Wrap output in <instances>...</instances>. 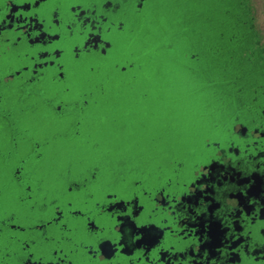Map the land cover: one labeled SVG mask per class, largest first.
<instances>
[{
    "label": "flooded vegetation",
    "instance_id": "flooded-vegetation-1",
    "mask_svg": "<svg viewBox=\"0 0 264 264\" xmlns=\"http://www.w3.org/2000/svg\"><path fill=\"white\" fill-rule=\"evenodd\" d=\"M153 1L0 0V264H264V78L177 152L147 144L142 110L116 135L126 157L85 172L98 159L63 146L88 119L63 112V81L128 44Z\"/></svg>",
    "mask_w": 264,
    "mask_h": 264
},
{
    "label": "trees",
    "instance_id": "trees-1",
    "mask_svg": "<svg viewBox=\"0 0 264 264\" xmlns=\"http://www.w3.org/2000/svg\"><path fill=\"white\" fill-rule=\"evenodd\" d=\"M228 1L236 17L234 26L242 32V36L230 35L225 39L232 49L230 58L236 70L233 71L232 63L226 65L224 48L210 44L203 25L206 24L207 0L149 2L144 10L143 24L131 35L140 48L139 59L125 72L132 70L134 74L128 80V77L122 79L114 74L115 69L114 72L111 68L101 70V83L95 84L94 95L87 102L80 100L63 107L84 110V116L88 117L86 121L80 115L75 118L69 131L63 133V146H84L88 156L98 159L95 166L126 157L130 153L121 150L127 147L124 136L116 135H126L131 128L127 126L130 124L129 111L134 114L139 110L145 118L140 129L147 135L159 134L161 151L171 150L175 145L177 152L193 142H203L206 136L200 131L219 125L222 123L220 117L228 115L231 107L239 106L238 87L245 78H264V49L254 29L250 0ZM200 34L206 42L203 45L193 42ZM197 46L201 49L199 52H195ZM143 93L147 96L142 97ZM244 97L245 102L252 99L249 95ZM229 101H233V105H227ZM132 124L137 126L135 122ZM78 133L92 136L75 138ZM70 139L73 140L70 142ZM153 142L150 139L147 144ZM78 155L76 150L66 154L67 157ZM153 155L155 153L150 150L143 156ZM93 171L95 167L85 172Z\"/></svg>",
    "mask_w": 264,
    "mask_h": 264
},
{
    "label": "rangeland",
    "instance_id": "rangeland-1",
    "mask_svg": "<svg viewBox=\"0 0 264 264\" xmlns=\"http://www.w3.org/2000/svg\"><path fill=\"white\" fill-rule=\"evenodd\" d=\"M153 4L154 1L152 2ZM208 11L204 15L206 20V24H203L208 31V39H210V44H219L224 48V54L228 64L232 63L233 71L236 70L237 66H235L232 62V49L226 44L225 39L230 35H239L242 36V32L239 28H235L234 21L236 19L234 15L233 5L228 0H207ZM252 16L254 18V29L258 33V42L261 47L264 49V0H250ZM145 14V12H144ZM202 27V25H200ZM195 43H199L203 45L204 38L202 34L199 36H195L193 39ZM136 39L132 36V40L127 43L123 42L122 44H116L114 48H112L107 55L102 54H94L93 63L90 66H85V68L81 69L78 74L73 75L71 71L68 74H71L67 80L63 81V98L57 100V102H61L63 107L69 106L73 103H78L80 100L88 101V98L93 96V88L97 82L101 83L100 79L103 78V74L101 70L111 68V70L115 69L114 74L117 73L119 77L124 79L128 77V80L131 78V75L134 73L132 70H128L125 72L124 68H127L131 65L132 62H135L136 59H139V54L137 52L140 51V48L136 46ZM195 52H199L201 49L199 46L195 47ZM144 49H142L143 51ZM141 51V52H142ZM226 66L225 72L228 73V69ZM119 67V68H117ZM93 68V69H92ZM237 74V73H236ZM102 76V77H101ZM69 88V91L66 89ZM93 94V95H92ZM74 108L73 110H76ZM78 110V109H77ZM70 111L68 108H63V112ZM75 121V118L69 120L67 123L63 124V129H60V133H67ZM59 130V129H58ZM159 134L157 132H151L148 135V140L157 139ZM40 143L48 140L46 137H35ZM9 140V139H8ZM3 140L0 141V161L2 158L8 154L9 149V141ZM149 144V142H148ZM27 155L36 156L37 153L34 152V149L31 148ZM94 161L87 168L93 169L95 167ZM17 165L14 166L16 168ZM73 178H67L66 186H70V183L73 181Z\"/></svg>",
    "mask_w": 264,
    "mask_h": 264
}]
</instances>
